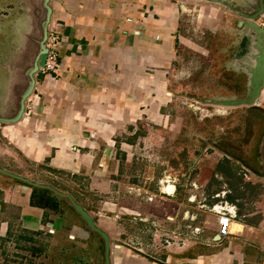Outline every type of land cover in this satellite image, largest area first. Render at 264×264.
Segmentation results:
<instances>
[{"label":"crops","instance_id":"0c3cea01","mask_svg":"<svg viewBox=\"0 0 264 264\" xmlns=\"http://www.w3.org/2000/svg\"><path fill=\"white\" fill-rule=\"evenodd\" d=\"M50 5L62 38L58 68L36 75L18 122L1 124L0 152L15 150L41 166L47 184L71 194L95 218L110 239V264H264V194H245L235 183L227 199L235 214L229 233L221 236L217 216H202L189 192L183 195L184 184L167 176L164 162L145 160L156 137L173 124L181 128L182 118L170 117L173 100L199 93L200 57L210 52L211 41L218 46L214 39L232 30L227 7L208 0H50ZM257 22L264 27V13ZM241 31L246 57H225L224 64L234 70L239 63V72L243 65L248 73L256 38ZM259 99L264 101V88ZM224 173L236 175L228 164ZM256 174L264 184V170ZM32 190L0 172V236L12 227L34 232L44 224L62 232L67 217L31 205ZM82 227L73 231L88 238ZM101 250L95 264H104L103 242Z\"/></svg>","mask_w":264,"mask_h":264},{"label":"rangeland","instance_id":"374dc122","mask_svg":"<svg viewBox=\"0 0 264 264\" xmlns=\"http://www.w3.org/2000/svg\"><path fill=\"white\" fill-rule=\"evenodd\" d=\"M225 1L230 2L232 7L248 12H252L256 4V0ZM30 3L31 0H0V84L12 78L9 65L3 66L2 62L18 53V39L13 38V32L15 24L21 22L28 14ZM227 9L232 15V30L226 34L221 33L214 39L218 46L212 45L211 41L210 52L200 57L199 72L195 75V80L200 86L199 93L177 95V101L182 106L178 110L176 100H173L174 109L170 117L173 120L182 118L181 128L173 124L172 130L166 129L164 135L156 137L157 143L149 145V157L146 154L145 159L155 157L153 163L163 161L167 166V176L184 184L183 195L189 192L188 196L193 198L191 204L196 206L206 219L208 215L214 214L210 210L214 203L228 201L229 194H234L235 183L240 184V191L245 194L254 195L257 190L258 195L264 194L261 176L256 174L264 170V113L249 112L250 109L246 107H232L222 109V114H215V107L207 105L210 100L243 97L244 95L240 94L243 93L244 84L249 83L248 78L245 80L249 72H237L224 65L225 57L229 60L232 55L239 54V36L242 32L237 26L238 19L242 17L232 8ZM230 45L235 48L232 49ZM29 47L27 44L25 52ZM223 47L225 51L222 50ZM27 61L25 60V63ZM9 89L0 88V97L3 98L6 91L10 94ZM190 103L198 106V109L189 107ZM260 104L264 107V101ZM226 164L233 168L235 176L230 177L224 173ZM0 165L13 173L30 174L33 178L46 181L43 184L49 181V178L44 179L39 173L41 166L31 165L15 150L5 155L0 152ZM36 169L39 170L37 173ZM60 208V214L67 217L62 232L58 233L54 227L44 224L38 232L34 231L37 233H27L32 240H26L20 239L21 231L12 227L11 236L5 240L0 239V264H71L72 253L76 254L79 246L85 245L86 238L76 235L73 231V226L84 230L83 223L65 199H61ZM194 231L198 234L201 230L198 228V231ZM91 241L95 248L101 246L100 240ZM99 250L102 251L100 248L97 252ZM88 253L90 255L87 257V263L93 264L95 253L92 247Z\"/></svg>","mask_w":264,"mask_h":264},{"label":"water","instance_id":"95a60500","mask_svg":"<svg viewBox=\"0 0 264 264\" xmlns=\"http://www.w3.org/2000/svg\"><path fill=\"white\" fill-rule=\"evenodd\" d=\"M208 1L232 8L242 17V19L237 22V26L247 30L246 32H252V36L256 38L255 48L257 51L254 56L253 66L247 68L250 75L248 79L250 93L247 98L237 100L216 99L209 102L224 107L243 105L259 109L260 107L257 106L261 102L259 96L261 90L264 88V27L260 26L256 19L264 13V0H256L252 12L232 7L229 2L223 0ZM51 18L52 7L50 5V0H31L28 6V14L21 22L15 24L13 38L16 40L18 39L19 49L16 54L17 56H12V62L9 66L12 78L0 84V88L6 87L8 90L10 87V94L6 91L5 96L3 98L0 97V126L1 124L16 123L25 114L26 101L35 89L36 75L39 69L45 64L47 56L45 43L48 37V26L51 22ZM32 30H35V32ZM27 44L33 47L34 53L32 55L29 54V57L30 55L32 56L30 57L31 60L28 59L25 63L23 57L26 53L25 49ZM0 172L19 180L23 183L24 187L31 186L33 188L46 190L48 193L57 196L58 199H65L80 217L86 229L100 236L103 242L104 264H110V239L108 234L96 224L95 218L87 212L71 194L62 192L51 184L38 183L28 177L8 172L1 168Z\"/></svg>","mask_w":264,"mask_h":264},{"label":"built area","instance_id":"2783aa9c","mask_svg":"<svg viewBox=\"0 0 264 264\" xmlns=\"http://www.w3.org/2000/svg\"><path fill=\"white\" fill-rule=\"evenodd\" d=\"M60 24L56 22H50L48 26V37L45 43L47 48V56L45 64L39 69L38 73H50L54 72L58 68V57L60 53L61 33ZM210 210L217 216L218 220V233L221 236H225L230 231L231 220L234 217V208L227 201L214 203ZM198 231V228H196Z\"/></svg>","mask_w":264,"mask_h":264},{"label":"flooded vegetation","instance_id":"af4514ba","mask_svg":"<svg viewBox=\"0 0 264 264\" xmlns=\"http://www.w3.org/2000/svg\"><path fill=\"white\" fill-rule=\"evenodd\" d=\"M242 19V18H241ZM238 21H239V19H238ZM248 51H249V48L247 49ZM244 51H246V47L244 48L243 46L241 47V49H240V52H239V54H234V55H232V56H234V57H238V59L240 58V60L241 59H243L244 58V56L246 55V53H247V51L246 52H244ZM243 52V53H242ZM15 54H17V53H15ZM14 54V55H15ZM29 54H33V47H29L28 48V50L26 51V53H25V55H24V59L27 61L28 59H29ZM30 55V57H32ZM246 57V56H245ZM12 60V58H10V59H6L5 61H3L2 63H3V66H10V64H11V61ZM225 65V64H224ZM250 67H252V66H250ZM232 69L234 68V71H237V70H239V63H236V64H234L232 67H231ZM11 69H12V66H11ZM241 70L243 71V65H242V68H241ZM250 92H249V88H247L245 85H244V89H243V93L242 94H240L241 96L242 95H244L243 97H241V98H229V99H226V98H223V99H219V100H230V99H232V100H237V99H245V98H247V96H248V94H249ZM216 100V99H215ZM212 100H210V102H211ZM209 101H208V104L207 105H211L212 106V103H210ZM261 103V102H260ZM214 106V105H213ZM257 106H259V107H262V104H259V105H257ZM232 107H236V108H240V107H246V108H248V109H250L249 110V112H258V113H264L262 110H264V107H262V108H259V110L257 109V108H253V107H250V106H243V105H241V106H226V107H224V106H218L217 108H215V109H213V113H215V114H222L224 111H221L222 109H225V108H232ZM261 109V110H260ZM206 110H208V109H206ZM230 113V112H229ZM59 214V213H58ZM60 215H62V216H64V214H60ZM83 223V222H82ZM84 225V224H83ZM85 226V225H84ZM91 237V238H90ZM95 239H98V240H100L101 242H102V239L101 238H99L98 237V235H97V233H94V232H90V234H89V236H88V238H86V239H84L85 241H86V243H85V245L83 244V246H79V248H78V251H77V253L75 254H73L72 253V258H71V260H72V262H71V264H85V263H87V257H88V255H89V253H88V250L89 249H91V247L93 248V251H94V253L95 252H97L98 251V249L97 248H101V246H99V247H94L93 246V241H91V240H95ZM91 243H92V245H91ZM90 244V245H89ZM87 245H88V247H87ZM95 258H93L92 260H94ZM93 264H94V262H93Z\"/></svg>","mask_w":264,"mask_h":264},{"label":"trees","instance_id":"16d2710c","mask_svg":"<svg viewBox=\"0 0 264 264\" xmlns=\"http://www.w3.org/2000/svg\"><path fill=\"white\" fill-rule=\"evenodd\" d=\"M30 204L33 206H38L41 207L43 209H45V211L47 212H54V213H61V208H60V202L58 200V197L48 193L46 190H42V189H37V188H33L31 195H30ZM11 231L12 229H9L7 231V233L4 235V237L0 236V239H7L11 236ZM21 235L19 236V238H23L26 240H32V237H28L26 234L29 233L31 235L37 233V232H27V231H23L20 230ZM34 250H36L34 248Z\"/></svg>","mask_w":264,"mask_h":264}]
</instances>
